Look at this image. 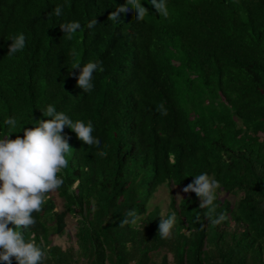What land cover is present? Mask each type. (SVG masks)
I'll return each mask as SVG.
<instances>
[{"label": "trees", "instance_id": "obj_1", "mask_svg": "<svg viewBox=\"0 0 264 264\" xmlns=\"http://www.w3.org/2000/svg\"><path fill=\"white\" fill-rule=\"evenodd\" d=\"M125 3L0 0V139L10 134L6 119L17 121L12 138L22 137L53 105L91 121L101 141L88 146L65 127L64 184L33 212L26 242L45 252L42 264H264V0H166L167 18L141 0L143 21L134 12L108 19ZM72 21L82 28L67 39L60 24ZM19 34L25 47L7 55ZM96 61L104 71L87 93L70 72ZM203 173L221 186L211 212L227 215L220 225L205 219L194 192L171 194L167 209L153 200L162 186L183 189ZM129 211L141 219L120 227ZM171 213L172 234L161 239L160 217ZM69 216L76 242L63 247L52 236Z\"/></svg>", "mask_w": 264, "mask_h": 264}, {"label": "clouds", "instance_id": "obj_2", "mask_svg": "<svg viewBox=\"0 0 264 264\" xmlns=\"http://www.w3.org/2000/svg\"><path fill=\"white\" fill-rule=\"evenodd\" d=\"M162 18H167L168 8L166 0H148ZM56 17L62 15V7L53 9ZM134 12L137 21H143L149 10L144 7L141 0H126L123 5H116L115 11L111 12L108 19L113 22H123L121 13L127 15ZM97 20L89 21L87 27L94 28ZM64 37L72 39L73 35L82 28L79 21L65 22L60 24ZM12 43L9 45L7 55H14L25 47L26 37L23 34L8 38ZM74 69L79 70V75L70 72L76 78L77 86L84 92L91 93L95 87L94 73L103 72V62H88L83 66L77 64ZM156 111L162 115H168L167 109L161 103L156 106ZM50 119H38L33 127H25L23 136L17 135L12 130L16 128L17 121L14 117L6 119L5 123L10 126L9 133L0 139V261L5 264H13V258L18 264H42L45 252L37 246L35 241L25 240L24 233L30 227L36 225L33 212L39 213L45 202V194L54 192L64 184V179L58 176L62 169L68 167L65 154L69 152V140L71 137L64 132L65 127L74 131L77 138L88 146L100 147L99 137L93 135L94 126L91 121L87 125L83 121L73 122L63 112H57L53 105L47 107L43 113ZM107 146H105L106 148ZM101 157L107 156L106 150L98 152ZM78 181L73 187L78 185ZM219 181L210 179L207 173L195 176V179L186 185L183 193H196L200 198V208L209 209L205 219L212 225H220L227 220V215L221 213L215 218L214 211L216 190L220 189ZM177 198H184L180 193ZM158 237L167 239L172 234L176 222L175 213L167 218L160 217ZM141 217L135 211H129L119 222L120 227L128 224H136ZM9 224L15 227H9ZM205 227V225H201ZM23 229L24 231H19Z\"/></svg>", "mask_w": 264, "mask_h": 264}, {"label": "rangeland", "instance_id": "obj_3", "mask_svg": "<svg viewBox=\"0 0 264 264\" xmlns=\"http://www.w3.org/2000/svg\"><path fill=\"white\" fill-rule=\"evenodd\" d=\"M180 193L184 196V193L182 192V189L173 185L171 188L169 186H162L157 192L156 197L153 199L154 201H160L162 204L163 209H167L168 203L171 197V194L175 195L177 198V194ZM55 199L57 202V209L61 208V205L63 203V200L56 195L55 193ZM181 198H177L179 201ZM77 230V223L76 219L72 216H69L67 218V226L65 228V231L62 234H54L52 236L53 242L55 244H59L63 247H67L69 245L75 244V233Z\"/></svg>", "mask_w": 264, "mask_h": 264}]
</instances>
